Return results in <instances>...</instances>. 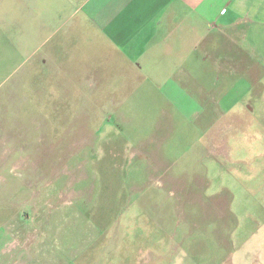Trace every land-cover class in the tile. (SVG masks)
<instances>
[{
	"label": "crops",
	"instance_id": "0c3cea01",
	"mask_svg": "<svg viewBox=\"0 0 264 264\" xmlns=\"http://www.w3.org/2000/svg\"><path fill=\"white\" fill-rule=\"evenodd\" d=\"M1 65L13 73V101L38 104L29 116L126 117L133 103L144 111L143 103L168 102L196 122L211 119L205 138L229 119L249 136L264 130V0H0ZM243 155L237 165H264ZM261 210L204 211L212 215L204 252L182 229L158 264H264ZM5 213L15 208L1 207ZM244 213L243 223L234 221ZM5 219L0 264H76L42 253L53 242L38 238L36 222L22 229ZM101 251L74 260L110 264Z\"/></svg>",
	"mask_w": 264,
	"mask_h": 264
},
{
	"label": "rangeland",
	"instance_id": "374dc122",
	"mask_svg": "<svg viewBox=\"0 0 264 264\" xmlns=\"http://www.w3.org/2000/svg\"><path fill=\"white\" fill-rule=\"evenodd\" d=\"M11 72L1 65L0 80L9 79L0 86V208L15 213L0 217L22 229L36 222L38 238L53 242L46 256L77 264L102 250L110 264H158L182 229L204 252L212 207L264 211V165L236 164L240 153L264 160L262 128L249 136L229 119L205 138L211 119L196 122L168 102L144 111L133 103L126 117L29 116L38 104L13 101Z\"/></svg>",
	"mask_w": 264,
	"mask_h": 264
}]
</instances>
